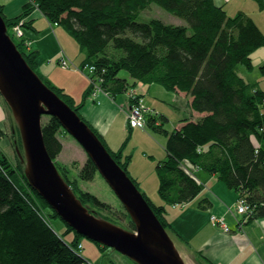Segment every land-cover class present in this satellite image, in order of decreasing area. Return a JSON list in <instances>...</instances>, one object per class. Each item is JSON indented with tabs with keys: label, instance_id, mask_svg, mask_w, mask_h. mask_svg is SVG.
I'll return each mask as SVG.
<instances>
[{
	"label": "trees",
	"instance_id": "obj_1",
	"mask_svg": "<svg viewBox=\"0 0 264 264\" xmlns=\"http://www.w3.org/2000/svg\"><path fill=\"white\" fill-rule=\"evenodd\" d=\"M259 2L264 6L263 0ZM152 5L173 14L187 26L168 25L159 19L140 22L142 13ZM25 9L19 17L7 19L0 3L8 34L15 32V26L20 27L22 42L13 39L18 51L76 113L82 105H76L68 93L38 72L39 53L29 51L30 41L24 33L31 27L27 18L37 9L76 40L85 56L84 64L97 67L105 80L102 88L111 96L126 94L141 82L159 84L191 98L192 114L200 116L195 120L184 117L180 128L167 132L168 157L157 163L159 196L166 206L188 204L202 192V184L182 167L189 162L216 175L244 199L251 210L249 222L264 217V90L259 81L246 82L239 71L241 65L252 71V56L264 47V34L250 16L244 12L231 18L215 0H32ZM123 71L133 83L120 76ZM261 73L264 76V66ZM49 117L43 125V137L55 161L64 149L60 135L66 132L57 119ZM153 123L149 121L151 126ZM91 128L142 192L129 174L130 157L123 154V147L112 150L104 137ZM83 167L80 177L85 181L98 174L92 160L88 159ZM15 173L6 160L0 159V264L91 263L77 253L78 245L83 247V237L67 224L68 236H60L43 211L50 207L40 196L36 201L43 208L35 207L33 200L38 192L13 181ZM63 177L85 207L106 209L98 198L78 192ZM142 196L168 230L167 207L153 206L146 193L142 192ZM126 219L134 231L127 214Z\"/></svg>",
	"mask_w": 264,
	"mask_h": 264
},
{
	"label": "crops",
	"instance_id": "obj_2",
	"mask_svg": "<svg viewBox=\"0 0 264 264\" xmlns=\"http://www.w3.org/2000/svg\"><path fill=\"white\" fill-rule=\"evenodd\" d=\"M31 1L0 0V3L3 5L7 19H14L25 12V6ZM215 2L223 7L231 18L245 12L264 34V6L259 0H215ZM27 19L28 22L31 21V27L27 32L25 31L24 36L30 41L29 51L39 53L38 72L53 86L70 94L75 103H85L80 110L83 118L104 137L112 150L119 151L123 147V154L130 157L129 173L138 180L143 192H149L148 189L152 190L155 185L159 187L156 167L158 162L165 161L168 157L167 132H172L166 126L177 122L157 102V93L161 95L162 88L155 90L153 84L146 85L141 82L137 85L138 95H142L143 99L149 102L146 106L155 114L147 118L144 129L130 127L127 113L132 100L129 99L128 94L111 96L101 93L94 102L89 98L90 82L76 69V66L84 64L85 56L70 39L71 36L67 31L50 23L39 9ZM63 58L74 64V67L62 68ZM252 59L255 66L257 64L261 66V71L264 66V47L257 49ZM262 79L264 80V76ZM261 87L264 90L262 84ZM175 100L181 117L186 109L193 113L190 108L192 100L186 94H176ZM149 121H154L155 124L151 126ZM182 121L183 119L177 124L179 126L176 125V129L183 125ZM160 128L164 130H159ZM127 138L129 139L125 143ZM195 173L197 180L203 186L198 198L187 206H178L175 210L171 208L168 212L178 238L186 241L182 248L193 258L204 261V264H264V217L255 218L251 222L247 220L241 227L237 224L235 215L229 211L231 208L235 210L239 195L229 189L216 175L204 172L202 169H197ZM203 200L208 202L207 206L201 205ZM155 203L160 205L161 201L156 199ZM211 214L224 217L231 228V233H224L222 229L216 228L211 222ZM243 217L237 216L240 220Z\"/></svg>",
	"mask_w": 264,
	"mask_h": 264
},
{
	"label": "water",
	"instance_id": "obj_3",
	"mask_svg": "<svg viewBox=\"0 0 264 264\" xmlns=\"http://www.w3.org/2000/svg\"><path fill=\"white\" fill-rule=\"evenodd\" d=\"M0 95L4 97L20 131L27 161L25 177L62 221L80 236L119 251L136 264H186L146 198L109 154L90 125L31 69L8 34L1 12ZM45 115L57 119L63 129L84 147L100 176L127 209L135 232L91 215L77 199L45 146Z\"/></svg>",
	"mask_w": 264,
	"mask_h": 264
},
{
	"label": "rangeland",
	"instance_id": "obj_4",
	"mask_svg": "<svg viewBox=\"0 0 264 264\" xmlns=\"http://www.w3.org/2000/svg\"><path fill=\"white\" fill-rule=\"evenodd\" d=\"M154 19H156V20L159 19L168 25L173 24V25H177V26H180V25L187 26V23H185L183 20H181V19L179 20L173 14L166 12L164 9H162L161 7H159L157 5H152L151 7L147 8V10L144 11L142 13V15L140 16L139 21L147 23L148 21L154 20ZM61 28L65 29L64 27H61ZM19 29H20V27L15 26L14 27L15 32H11L12 34L9 33L11 36H13V38H15V41H17V42H20L21 38H24L23 36H20V38L17 37V35L19 33V31H18ZM70 39H72L74 41V43L76 44V46L78 48H80L78 43L76 42V40L74 38L70 37ZM61 67L70 69V68L74 67V64H72L66 58L65 59L63 58L61 60ZM76 67L75 68L78 71H80L85 76V78H87V80L90 82V90H89V95H90L89 98L90 99H92L95 102L97 97H98V94H101L103 91H104L105 95L109 94V93H107V91H105L102 88V84L105 81L104 76L103 77L101 76V74L99 73V71L97 70V67L95 65L90 64V63H85L81 66H76ZM90 67H93L95 69V73L93 75H91L89 72ZM260 67L261 66L259 64H257V66H255V68L252 71H248L247 69H245L244 66L241 65V66H239V71H240V74L242 75V77L244 78V80L246 82L247 81H250V82L259 81V83L262 84V86L264 87V80L262 79L263 74L260 71ZM93 68H92V70H94ZM120 76L130 79V82L133 83V79L130 78V76L128 75V73L126 71L121 72ZM137 85H139V84H137ZM136 87H130L128 92H130L131 94H133V96H135L136 101H139L140 98L143 99V96L138 95V93H137L138 90H136ZM152 87L155 90H161V88H162L163 91L161 92V95L159 93H157L158 94L157 102H159L161 104L160 107L162 109L167 111V113H169V115H171L172 118H175V120H177V122H175L174 124H171V123L167 124L166 128L167 129L169 128L170 131H173L174 129H176V127L179 126L177 124H180V121L182 119H184V117L185 118H191L192 120H195V118H198V116H200L197 113L192 114V113H190V111L188 109H186L185 113L183 114V117H181L180 113L177 110L178 106H177L176 100H175L176 94H178V93L173 92V91L171 92V91L167 90L166 88H164L162 85L160 86L159 84H153ZM142 88L144 89V87H142ZM136 93H137V95H136ZM153 93H156V92H153ZM68 95H70V94H68ZM70 97H71V95H70ZM72 100L74 101L73 98H72ZM143 100H144L143 102L145 105L149 104L148 101L146 102L145 99H143ZM138 103L134 104V106H136ZM75 104L78 106L82 105L81 109H83V107L85 106L84 102H81L79 104L75 103ZM147 107L148 106H146V108ZM147 109L150 110L149 108H147ZM128 113H127V119L129 120ZM153 114H155V112L153 110H150L149 113H147L145 115L146 124H147V118L152 116ZM79 115L83 118L80 111H79ZM178 116H180V117L178 118ZM49 118H50L49 116L45 115V117L43 118V125L45 124V122H47L49 120ZM85 123H87V121ZM129 124H130V127H133L130 122H129ZM133 128L141 129L139 127H133ZM144 128H142V129H144ZM60 138H61L62 144L64 146V149L57 156L58 157L57 160H55V161L53 160L55 167L60 172V175L62 176L63 179H64L63 176H66L68 178V180H70V182H72L74 188L77 189L78 192L81 191V192L93 195L94 197L98 198L100 200V202L104 204L106 209L101 210V209H98L94 206H91L92 208L89 209L88 206H86L87 208L84 206V204H83V206L87 210L90 211L91 215L94 214L99 219L107 220L108 222L112 223L113 225L115 224V225L121 227L122 229H127L128 231H131L132 229L129 228L130 223H128V221L126 219V214H127V218H129V221H131L132 218L130 217L127 209L122 205L119 197H117V195L115 194L113 189H111V187H109V185L107 184L104 177L100 176V174L98 173L94 176L95 178L93 180H90L89 182L83 180V178L80 177V172L84 168L83 166L85 165V163L89 159V156H88L87 152L85 151L84 147L81 146L80 143L77 142L76 139L72 135H70L68 132L62 133L60 135ZM19 143L21 145H19ZM0 159L6 160L7 164H9L12 167V169L14 170V172H16L15 176L13 177V181H15V182L19 181L23 187L30 186L29 181H27V178L25 179V170L24 169L26 167L27 161L25 159V149L23 148V143H22L20 131L16 125L15 117H13V114H12L9 106L7 105L4 97L1 95H0ZM182 167L185 170H187V168H189V170L196 177L195 172L199 168L194 167L189 162H186L185 164H183ZM128 171H129V168H128ZM130 176L132 177V175H130ZM132 178H134V177H132ZM134 179L138 182V180L136 178H134ZM138 184H139V182H138ZM30 188H32V187L30 186ZM141 190H142V188H141ZM148 190H149V192H146V191L143 192V190H142V192L146 193V195L149 196V198L152 200V202L154 204L153 206H166L162 202V200H160L159 187H157V185H155V188H152V190L151 189H148ZM202 190H203V188H202ZM139 191H140V189H139ZM142 192H141V194H142ZM39 196L40 195L36 196V198H34L35 200H33V199L32 200L36 202L35 207L39 208V206H40V209H41V208H43V206L40 205V203H38L39 201H36V199ZM40 198L43 200V198L41 196H40ZM156 199L161 201L160 205L155 203ZM203 201H206V200H203ZM242 201L245 202L244 199L239 198L237 201V206H236L235 210H233L232 208L229 209V211L235 215V219L237 221V224H239L241 227L243 225L242 223L243 222L245 223L246 220L249 218V216H250L249 212L251 211L249 209L248 211H244V212L240 213L239 210H240ZM202 202H201V205H203ZM46 204L48 205L47 202H46ZM182 205H183V207L187 206V204H182ZM182 205L177 204V205H167L166 206L167 207V213L165 214V217H166V224L168 227V230L167 229L166 230L169 233L170 237L173 239L176 247L180 251V254H181L182 258L185 260L186 264H204V261H202V260L199 261L195 257L193 258L192 256L189 255V253L185 249L182 248V247H184L182 245H184V243H186V241L184 239L178 238V236H177L178 233L175 232V230L173 228L172 220H171V218L168 217V212L171 210V208H173L175 210L178 208V206H182ZM204 205L207 206L208 204H204ZM48 207H50V205H48ZM43 211L45 212L47 222H49V224L51 223V225L55 228V230L59 232V235L61 236V235H64V233H65V235L68 236L69 232L66 231V229H67L66 223L64 221H62V219L57 214L56 215L59 217V219L57 217H53V215L55 216V214L53 212H55V213H57V212L54 211L51 207L49 209H43ZM49 214H51V215H49ZM213 215L216 218V220H214ZM213 215L211 214L212 224L216 228L218 227V229H220V230L222 229V230H225L227 233H231V228L229 227V225H227L224 217H222V216L220 217V216L215 215V214H213ZM51 216H52V218H51ZM237 216H241V217L244 216L245 220H243L244 217L242 218V220H240L237 218ZM132 222H133V220H132ZM133 225H134V222H133ZM226 227H228L227 228V229H229L228 231L226 230ZM134 229H135V225H134ZM135 231H136V229L134 231H131V232H135ZM81 237H83V236H81ZM70 239H71V237L67 238L68 241ZM81 245H83V247H80L78 245V247L76 248L77 253L78 254L80 253L86 259H89L91 261V263H93V264H134L133 261H131L127 256L125 257L119 251H116V250L114 251L110 247L100 245L95 241L91 242L88 239H86L85 237H83V239L81 240ZM86 264H87V262H86Z\"/></svg>",
	"mask_w": 264,
	"mask_h": 264
},
{
	"label": "built area",
	"instance_id": "obj_5",
	"mask_svg": "<svg viewBox=\"0 0 264 264\" xmlns=\"http://www.w3.org/2000/svg\"><path fill=\"white\" fill-rule=\"evenodd\" d=\"M18 31H19V33H18L17 37L20 38V36L23 35V32L20 29ZM92 68L93 67L89 68V70H90L89 72L91 75H93L95 73V69L93 68L94 70H92ZM102 93H104V91ZM136 95H137V93H136ZM129 98L132 100V105L129 109L130 112L128 113V118H129L128 121L131 123V125L133 127H139L142 129V128L146 127L145 115L147 113H149L150 110H148L146 108V105L144 104V102H143L144 100L142 98H140V100H139L140 102L136 101L135 96H133V94H131L130 92H129ZM136 103H138V104L136 106H134V104H136ZM249 209L250 208L247 205V203L242 201V204H241V207L239 210L240 213H242L244 211H248ZM213 218H214V220H216V218L214 216H213ZM227 228L228 227H226V230L228 231L229 229H227ZM80 247H82V246H80ZM87 264H92V263L87 262Z\"/></svg>",
	"mask_w": 264,
	"mask_h": 264
},
{
	"label": "bare ground",
	"instance_id": "obj_6",
	"mask_svg": "<svg viewBox=\"0 0 264 264\" xmlns=\"http://www.w3.org/2000/svg\"><path fill=\"white\" fill-rule=\"evenodd\" d=\"M11 38H12V40L14 39L13 38V36H11ZM127 94H128V96H129V92H127ZM21 154V153H20ZM89 160H91L90 159V157H89ZM187 171H189L190 173H192L190 170H189V168H187ZM193 174V173H192ZM196 178V177H195ZM197 179V178H196ZM213 215V214H212ZM214 216V215H213ZM224 231V233H227L225 230H223ZM115 251V250H114ZM134 262V261H133ZM88 263H90V262H88ZM93 264V263H92ZM134 264H136L135 262H134Z\"/></svg>",
	"mask_w": 264,
	"mask_h": 264
}]
</instances>
